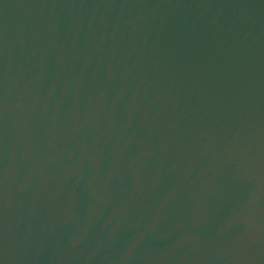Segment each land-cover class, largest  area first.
Instances as JSON below:
<instances>
[{"label": "water", "instance_id": "water-1", "mask_svg": "<svg viewBox=\"0 0 264 264\" xmlns=\"http://www.w3.org/2000/svg\"><path fill=\"white\" fill-rule=\"evenodd\" d=\"M0 264H264V0H0Z\"/></svg>", "mask_w": 264, "mask_h": 264}]
</instances>
